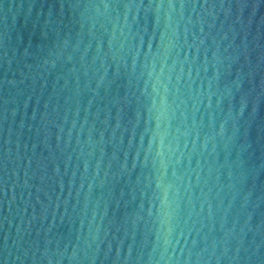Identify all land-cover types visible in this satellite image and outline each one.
Wrapping results in <instances>:
<instances>
[{
  "label": "water",
  "instance_id": "95a60500",
  "mask_svg": "<svg viewBox=\"0 0 264 264\" xmlns=\"http://www.w3.org/2000/svg\"><path fill=\"white\" fill-rule=\"evenodd\" d=\"M0 264H264V0H0Z\"/></svg>",
  "mask_w": 264,
  "mask_h": 264
}]
</instances>
